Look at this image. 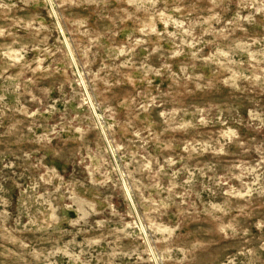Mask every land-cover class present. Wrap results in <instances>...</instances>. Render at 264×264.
Wrapping results in <instances>:
<instances>
[{
    "label": "rangeland",
    "instance_id": "1",
    "mask_svg": "<svg viewBox=\"0 0 264 264\" xmlns=\"http://www.w3.org/2000/svg\"><path fill=\"white\" fill-rule=\"evenodd\" d=\"M0 264H264V0H0Z\"/></svg>",
    "mask_w": 264,
    "mask_h": 264
}]
</instances>
